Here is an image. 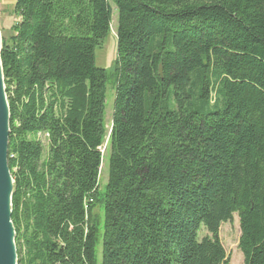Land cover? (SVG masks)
I'll list each match as a JSON object with an SVG mask.
<instances>
[{
  "label": "trees",
  "instance_id": "16d2710c",
  "mask_svg": "<svg viewBox=\"0 0 264 264\" xmlns=\"http://www.w3.org/2000/svg\"><path fill=\"white\" fill-rule=\"evenodd\" d=\"M110 2L99 195L94 53ZM13 13L0 61L16 264H97L98 203L100 264H229L218 230L234 214L243 264H264V0H15Z\"/></svg>",
  "mask_w": 264,
  "mask_h": 264
},
{
  "label": "rangeland",
  "instance_id": "374dc122",
  "mask_svg": "<svg viewBox=\"0 0 264 264\" xmlns=\"http://www.w3.org/2000/svg\"><path fill=\"white\" fill-rule=\"evenodd\" d=\"M15 0H0V45L3 38H8L11 34L10 27L16 22V16L13 13ZM112 9V21L110 27V33L103 41L100 48H97L94 53L95 66L102 69L106 73L105 83V112H104V137L103 145L101 147V154L103 161L99 170L98 176V194L101 195L104 192L105 186L108 180V156H109V138L111 129V117L113 110V103L115 97V70H116V37L115 30L117 24V13L113 3H109ZM47 152V148L43 149V153ZM101 204L98 203L97 207L93 211L96 224L99 227V235L96 244V259L97 264L101 263L102 252V234L103 231L100 227L101 224ZM208 235L203 229L199 232V239ZM240 231L238 225L237 215L232 216L230 222H226L220 225L218 230V239L225 250L229 264H243V256L238 249ZM15 243V242H14Z\"/></svg>",
  "mask_w": 264,
  "mask_h": 264
},
{
  "label": "water",
  "instance_id": "95a60500",
  "mask_svg": "<svg viewBox=\"0 0 264 264\" xmlns=\"http://www.w3.org/2000/svg\"><path fill=\"white\" fill-rule=\"evenodd\" d=\"M1 52V45H0ZM9 111L0 61V264H16L15 232L11 223L13 182L7 167Z\"/></svg>",
  "mask_w": 264,
  "mask_h": 264
},
{
  "label": "bare ground",
  "instance_id": "6f19581e",
  "mask_svg": "<svg viewBox=\"0 0 264 264\" xmlns=\"http://www.w3.org/2000/svg\"><path fill=\"white\" fill-rule=\"evenodd\" d=\"M44 136V135H43ZM45 137V136H44Z\"/></svg>",
  "mask_w": 264,
  "mask_h": 264
}]
</instances>
